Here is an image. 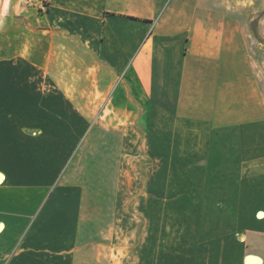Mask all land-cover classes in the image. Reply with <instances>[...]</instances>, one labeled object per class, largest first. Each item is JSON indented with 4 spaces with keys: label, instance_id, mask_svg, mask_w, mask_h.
<instances>
[{
    "label": "crops",
    "instance_id": "obj_1",
    "mask_svg": "<svg viewBox=\"0 0 264 264\" xmlns=\"http://www.w3.org/2000/svg\"><path fill=\"white\" fill-rule=\"evenodd\" d=\"M51 1L0 37V264H264V0Z\"/></svg>",
    "mask_w": 264,
    "mask_h": 264
},
{
    "label": "rangeland",
    "instance_id": "obj_2",
    "mask_svg": "<svg viewBox=\"0 0 264 264\" xmlns=\"http://www.w3.org/2000/svg\"><path fill=\"white\" fill-rule=\"evenodd\" d=\"M27 0H0V37L3 35L5 37V33L9 38L15 37L14 34L10 35V28L13 27L15 30V27L17 29H20L19 32H21V26H15L16 23H38V20L42 19L43 14L38 12L34 7L30 6L26 2ZM256 0L253 1L255 3ZM259 16L257 15L256 21H248V30H247V37L249 40L248 46H247V53L248 54H264V35H260L258 32V21ZM262 21L264 22V14L262 15ZM253 22V24H252ZM14 33V32H13ZM260 49H263L261 52ZM5 51L0 49V56L4 54ZM98 98V95L96 96ZM107 98L104 99L106 101ZM103 130L98 132V135L96 134L97 139L100 141L94 140L92 143V146L90 150L92 151V155H94V152L97 150L99 153L102 151V167L99 168L97 166V169L92 167H88L87 169H84L80 174L84 173V180L88 182L92 188H94V183L98 182L103 185L102 187H109L111 182V173H110V150L112 149V141H111V125H105L101 126ZM101 133V134H100ZM100 134V135H99ZM102 139V140H101ZM116 145V142L114 143ZM141 142L131 141L130 143H124V145H129V150L135 151V155H140L142 153ZM140 159V157H139ZM138 159V160H139ZM137 160V159H136ZM135 160V161H136ZM134 161V162H135ZM108 163V164H107ZM126 163V159H125ZM129 173L127 171V165H124V169L120 175V184L125 185L127 183V178H131V182L140 183L142 182L143 177L146 175L142 173V171L139 170L138 166L137 168H133ZM57 173V171H56ZM133 187V185H132ZM95 190V189H94ZM103 193L106 192L104 189ZM96 191V190H95ZM98 191H101L99 189ZM131 196V194H129ZM137 264V263H136Z\"/></svg>",
    "mask_w": 264,
    "mask_h": 264
},
{
    "label": "built area",
    "instance_id": "obj_3",
    "mask_svg": "<svg viewBox=\"0 0 264 264\" xmlns=\"http://www.w3.org/2000/svg\"><path fill=\"white\" fill-rule=\"evenodd\" d=\"M27 4L37 9L38 12L44 13L50 8L51 0H27Z\"/></svg>",
    "mask_w": 264,
    "mask_h": 264
},
{
    "label": "bare ground",
    "instance_id": "obj_4",
    "mask_svg": "<svg viewBox=\"0 0 264 264\" xmlns=\"http://www.w3.org/2000/svg\"><path fill=\"white\" fill-rule=\"evenodd\" d=\"M1 178H2V177H1V174H0V181L2 180ZM3 228H4L3 224L0 225V232L3 230Z\"/></svg>",
    "mask_w": 264,
    "mask_h": 264
}]
</instances>
